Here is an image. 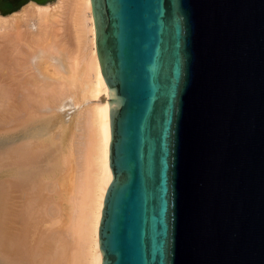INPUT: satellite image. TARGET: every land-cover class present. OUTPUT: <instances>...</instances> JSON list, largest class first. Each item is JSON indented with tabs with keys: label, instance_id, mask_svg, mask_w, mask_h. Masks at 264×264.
<instances>
[{
	"label": "water",
	"instance_id": "95a60500",
	"mask_svg": "<svg viewBox=\"0 0 264 264\" xmlns=\"http://www.w3.org/2000/svg\"><path fill=\"white\" fill-rule=\"evenodd\" d=\"M91 3L112 132L102 264H264V0Z\"/></svg>",
	"mask_w": 264,
	"mask_h": 264
},
{
	"label": "bare ground",
	"instance_id": "6f19581e",
	"mask_svg": "<svg viewBox=\"0 0 264 264\" xmlns=\"http://www.w3.org/2000/svg\"><path fill=\"white\" fill-rule=\"evenodd\" d=\"M72 82L86 97L75 139L59 106ZM0 117V175L7 177L0 181V264H102L112 132L91 0H28L10 14L0 11ZM72 170L68 193L60 189L66 206L46 202Z\"/></svg>",
	"mask_w": 264,
	"mask_h": 264
},
{
	"label": "rangeland",
	"instance_id": "374dc122",
	"mask_svg": "<svg viewBox=\"0 0 264 264\" xmlns=\"http://www.w3.org/2000/svg\"><path fill=\"white\" fill-rule=\"evenodd\" d=\"M8 16V15H7ZM73 83V82H72ZM72 91H71V93L67 96V97H65L60 103H59V106H62V108H64V124L66 125V127H67V131L66 132H68V134H70L71 133V135H73V138L75 139V138H77V136L79 135V134H81L82 132H83V124H82V126H81V128H80V112H81V110L83 109L82 108V105H84L85 103H86V97L84 96V94L82 93V90H83V88H81V86H79V84H74L73 83V86H72ZM59 115V114H58ZM1 118V117H0ZM57 120V119H56ZM59 120V119H58ZM1 122H0V124L3 122V120H2V118H1V120H0ZM60 121H61V119H60ZM58 122V121H57ZM66 122V123H65ZM83 123H84V121H83ZM3 124V123H2ZM0 134H2L1 136H3L4 134H3V132L0 130ZM69 136L67 135V138H68ZM60 174V172H58V177L60 176L59 175ZM74 175H75V172L72 170L71 171V173L70 174H68L67 176H68V178H67V180H63L62 178L60 179V177H59V179H58V184H59V188H58V186H56V188H57V190L54 192V196L53 195H48V196H44L43 198H45V200H46V202H48V201H51V202H55L56 201V203L57 204H60L59 206H63L64 204H65V202L63 201V198L65 199V196L67 195H65V194H63V192H60L61 190L62 191H64V193H66L67 192V186L70 184V182H72V179L74 178ZM6 178V180H7V177L5 176V175H0V181L2 180L3 182L4 181H6V180H4ZM63 181L65 182V185L66 186H62V183H63ZM2 182V183H3ZM64 187V188H63ZM66 188V189H65ZM61 189V190H60ZM20 192V191H19ZM59 192L60 193H62V195L61 194H59ZM57 193V194H56ZM68 193V192H67ZM57 196H56V195ZM11 195V194H10ZM64 195V197L63 198H61L62 196ZM11 197V196H10ZM12 197H13V199H14V202H15V205L16 206H18V207H21V206H23V205H25V198H24V196H23V194L20 192V193H18V191L14 194V195H12ZM52 197V198H51ZM59 197L61 198L60 200H58L59 199ZM69 197H70V195H69ZM56 198V199H55ZM18 199V200H17ZM19 204H18V203ZM66 206V204L63 206V208ZM60 207V209H62ZM65 212L63 211L62 213H60V214H62V215H60V217L61 216H63L64 217V215H65V217L64 218H67V214H64ZM64 214V215H63ZM64 218H62L64 221L63 222H65L66 221V219H64ZM45 221H49L50 219L49 218H47V217H45V218H43ZM49 219V220H48ZM65 224H66V222H65ZM63 225H64V223H63ZM55 227H56V229H60V227L58 226V225H55ZM59 227V228H58ZM66 228H67V225H66ZM43 231H48V230H45V228H44V230Z\"/></svg>",
	"mask_w": 264,
	"mask_h": 264
}]
</instances>
